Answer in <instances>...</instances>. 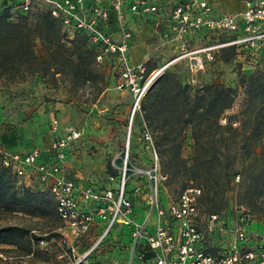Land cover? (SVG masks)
<instances>
[{"label": "rangeland", "instance_id": "1", "mask_svg": "<svg viewBox=\"0 0 264 264\" xmlns=\"http://www.w3.org/2000/svg\"><path fill=\"white\" fill-rule=\"evenodd\" d=\"M152 1L169 10L178 0ZM211 1L217 5L216 12L231 13L244 9L243 0ZM11 12V17H14L16 12ZM111 19L113 25L109 30L116 36L117 21L113 15ZM150 32V26L143 25L136 44L131 45L133 63L144 59L147 51L145 37ZM232 34L219 30L203 32L185 39L181 48L179 43L165 42L154 33L148 40L149 55L143 61L146 74L139 83L141 90L144 88L139 100L163 74L169 80L168 91H178L179 96L177 83L189 86L191 92L205 85L232 87L235 99L221 116L224 123L225 116L240 110L246 80L260 73L264 67V47L259 50L238 49L233 54L223 49L227 46L193 51L221 43ZM34 47L38 54L43 53L40 39H35ZM87 48L83 44L79 49L83 52L84 61L90 65L91 71L86 77L71 69L66 73H57L55 77L35 73L13 82H5L4 77H0V124L19 120L14 112H29L38 102L33 99L39 97L38 103H45L47 107L39 111L37 106L36 113L33 110L21 118L28 122L26 133L33 144L46 143L55 138L49 130L52 119L57 116L63 133L69 126L80 130V138L71 143L68 151L73 170L85 183L92 182L100 189L111 187L115 194L120 191L124 180V191L132 201L137 220H141L148 210L149 172L157 171L158 193L164 205L174 200L189 184H198L189 169L193 155L191 129L184 127L174 139L175 129L169 125L177 120L176 108L157 107L147 119L139 100L136 101L138 94L129 88L117 87L119 70L116 60L110 55H102L99 60L92 59L85 51ZM79 51H75L73 56ZM52 101L61 102L58 114L48 106ZM28 182V177L16 179L18 195L22 194ZM37 185L33 184L34 187ZM40 188L43 192L36 193L33 211L21 205L12 211L0 210V264H69L72 261L70 250L59 244L58 227L62 222L56 213L53 198L43 186ZM225 198V203L217 211L227 221H233L239 207L245 206L252 214L251 230L264 232V196L255 207L240 202L235 187L225 193ZM211 206L202 198L200 209L203 213L211 211ZM150 221L154 222L155 217L152 216ZM11 227L16 229H5ZM22 228L28 229L29 233H24ZM125 231L120 224H116L102 237L101 225L98 224L77 238L74 242L76 251L80 254L94 246L92 257L95 261L123 264L129 256V235ZM40 236L45 239L36 242L35 237ZM218 242L219 238L211 236L206 246L212 248Z\"/></svg>", "mask_w": 264, "mask_h": 264}, {"label": "built area", "instance_id": "2", "mask_svg": "<svg viewBox=\"0 0 264 264\" xmlns=\"http://www.w3.org/2000/svg\"><path fill=\"white\" fill-rule=\"evenodd\" d=\"M3 1L0 0V5ZM12 1L13 9L30 11L36 5L47 8L60 21L68 40L77 32H83L97 60L102 55L116 60L117 87L133 90L138 94L137 102L144 91L139 83L146 74V66L144 62L131 64L129 61L133 30L125 19L127 13L133 18L144 16L162 40L179 43L181 48L185 39L203 32H233L227 40L193 52L231 45L236 50L264 47V0H243L244 9L231 13L216 12L211 0H178L169 10L152 0ZM111 12L117 21L119 38L109 30L113 25ZM50 130L57 132V118L52 119ZM80 136V130L69 126L45 149L35 147L26 153H0V163L9 167L16 179L28 177L26 187L42 190L43 186L50 193L62 222L58 227L59 244L66 246L72 255L69 264H112L95 261L92 257L94 246L80 254L76 251L77 238L98 224L102 237L116 224L126 230L129 256L123 264H264V232L251 230L252 214L245 206L239 207L231 222L221 213H203L199 204L202 189L191 185L164 205L158 193V174L154 170L149 172L147 214L137 220L132 201L124 191V180L117 194L111 187L100 189L92 182L78 183L65 158L68 146ZM31 182L38 184L37 187ZM152 216L154 222L150 221ZM211 236L219 238V242L208 248L206 243Z\"/></svg>", "mask_w": 264, "mask_h": 264}, {"label": "trees", "instance_id": "3", "mask_svg": "<svg viewBox=\"0 0 264 264\" xmlns=\"http://www.w3.org/2000/svg\"><path fill=\"white\" fill-rule=\"evenodd\" d=\"M13 4L12 0H4L0 5V77L13 82L35 73L55 77L70 69L86 77L91 69L79 49L84 44L92 59L96 54L87 44L85 34L77 32L68 40L60 21L44 6L24 11L13 9ZM12 10L16 12L14 17ZM36 38L41 41L42 54L35 50ZM223 49L231 54L236 51L233 45ZM77 50L78 54L73 56ZM168 86L169 80L163 74L139 100L140 107L147 119L157 107L176 108L177 120L169 125L175 129V140L184 127H190L193 155L189 169L198 184L189 185L202 189L199 204L205 198L212 205L207 213H219L217 210L226 201L225 193L235 187L238 200L255 207L264 196V67L246 80L240 110L225 116L224 123L221 116L233 104L234 88L205 85L191 92L189 86L177 83L179 96L178 91L169 92ZM16 186L11 169L0 163V210L12 211L21 205L33 211L36 193L43 190L25 186L18 195ZM21 230L29 233L26 228ZM35 239L38 242L45 237Z\"/></svg>", "mask_w": 264, "mask_h": 264}, {"label": "crops", "instance_id": "4", "mask_svg": "<svg viewBox=\"0 0 264 264\" xmlns=\"http://www.w3.org/2000/svg\"><path fill=\"white\" fill-rule=\"evenodd\" d=\"M217 7V5H215ZM217 9V8H216ZM113 13L111 12V17H112ZM125 19L129 22V25L130 27L132 28L133 30V35H132V38L129 42V48H128V56H129V61L131 64H138L140 62H143L146 60V58L148 57L149 55V50H150V46H149V38L154 35V33H156L154 27L149 23V21L146 20V18L144 16H131V14L127 13L125 15ZM134 22H136L134 24ZM133 24L135 25V27H133ZM149 25L150 28H151V32L147 35L146 38V45H147V51H146V55L144 57L143 60L141 61H138L136 63H133L132 62V57H131V52H130V48H131V45L133 44H136V37L137 35L139 34L141 28L143 27V25ZM117 34V33H116ZM116 38H119V34H117L115 36ZM33 101H38L39 102V97H37L36 99H33ZM36 103L34 106L31 107L30 111L25 113L23 110H19V111H16L14 112V115L16 114V116L18 115V118H20L19 120H16L14 122H12L11 124H0V153L2 151H17V152H21V153H26V152H29L31 151L33 148L37 147V148H40V149H45L49 144L50 142L53 140V138L49 141V142H40V144H33V142L29 139V136L27 135V131H28V122H25L23 121L21 118L24 117L25 115H28L30 114L33 110L34 112L36 113V110L35 108L38 106V110L41 111L42 108H45L47 107L46 104H39V103ZM61 102H58V101H52V103L49 106V108L51 110H54L56 111V114H58V108H60ZM61 110H63V108H61ZM11 117H13V115H10ZM57 120H58V130L56 133H52L51 130L50 133L51 134H55V137L58 135H62L64 134L62 132V128L60 126V121H59V118L57 116ZM71 149V144L68 146L67 148V153H66V165L70 171V173L74 176H76V179L78 181V183H85L83 180H82V177L77 173L75 172L73 169V165H71V163L69 162V159H68V151ZM45 155L42 156V159H45Z\"/></svg>", "mask_w": 264, "mask_h": 264}, {"label": "water", "instance_id": "5", "mask_svg": "<svg viewBox=\"0 0 264 264\" xmlns=\"http://www.w3.org/2000/svg\"><path fill=\"white\" fill-rule=\"evenodd\" d=\"M133 113H134V111H132V114H131V117H130L129 128H130V124H131V121H132ZM128 136H129V135H128ZM127 139H128V137H127ZM127 141H128V140H127ZM126 145H127V144H126ZM124 171H125V169H124ZM123 176H125V172H124Z\"/></svg>", "mask_w": 264, "mask_h": 264}]
</instances>
